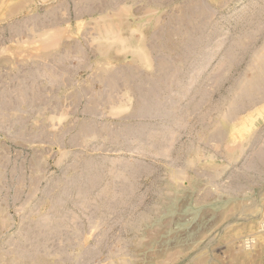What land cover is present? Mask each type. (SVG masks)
Wrapping results in <instances>:
<instances>
[{"label":"rangeland","instance_id":"1","mask_svg":"<svg viewBox=\"0 0 264 264\" xmlns=\"http://www.w3.org/2000/svg\"><path fill=\"white\" fill-rule=\"evenodd\" d=\"M0 264H264V0H0Z\"/></svg>","mask_w":264,"mask_h":264}]
</instances>
